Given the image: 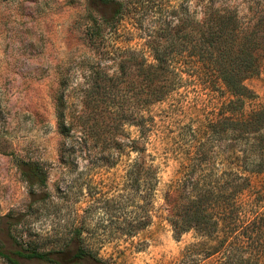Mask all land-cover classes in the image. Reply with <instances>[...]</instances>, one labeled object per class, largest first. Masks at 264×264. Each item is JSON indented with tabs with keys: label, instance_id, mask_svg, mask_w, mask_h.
Masks as SVG:
<instances>
[{
	"label": "rangeland",
	"instance_id": "rangeland-1",
	"mask_svg": "<svg viewBox=\"0 0 264 264\" xmlns=\"http://www.w3.org/2000/svg\"><path fill=\"white\" fill-rule=\"evenodd\" d=\"M198 1H187L191 11ZM144 3L134 15L143 37L158 25L160 10L181 12L186 6V0ZM100 10L98 0H0V245L9 252L62 250L67 260L80 247L92 248L108 264H214L224 227L234 226L227 218V192L211 209L220 222L211 238H198L193 231L176 238L166 219V193L171 192L172 201L178 199L170 185L191 162L187 157L196 156L190 141L195 144L197 137L205 139L211 132L209 121L228 94L208 86L201 76L185 73L187 84L151 107L155 129L147 152L160 166L159 183L153 197L138 196L127 176L138 153L107 137L89 138L77 119L84 115L90 64L99 61L111 65L110 71L116 68L88 35L90 18H97ZM128 27V41L119 37L117 42L122 48L143 40L131 35L130 23ZM246 84L255 94L246 101L250 113L264 102V69ZM100 132L106 136V130ZM125 132L137 134L134 125ZM213 146L202 182L206 185L227 182L241 163L240 152L227 141L217 139ZM247 168L251 174L253 166ZM251 183L252 191L237 197L244 205L237 224L264 228V173L252 175ZM147 186L141 183L142 193ZM139 213L145 220L151 215V222L134 236L123 234ZM246 257L249 264H264V249H248ZM20 261L56 264L24 257ZM74 261L69 264H103L99 259ZM0 264L10 263L0 256Z\"/></svg>",
	"mask_w": 264,
	"mask_h": 264
},
{
	"label": "trees",
	"instance_id": "trees-1",
	"mask_svg": "<svg viewBox=\"0 0 264 264\" xmlns=\"http://www.w3.org/2000/svg\"><path fill=\"white\" fill-rule=\"evenodd\" d=\"M145 1L152 0H98L100 14L90 18L88 35L102 48L105 58L113 59L116 68L110 71L111 65L99 61L90 64L89 83L82 98L84 115L77 119L89 138L98 141L107 137L122 149L138 153L127 176L135 182L138 196L153 197L160 166L156 156L147 152L155 129L151 107L185 86V73L201 76L208 86L228 94L215 118L209 121L211 132L205 139L197 137L195 144L194 139L190 141L196 156L187 157L191 162L179 170L180 176L170 185L178 199L172 201L171 192L166 193V219L176 238L189 231L198 238H211L220 230L219 219L214 218L211 209L227 192L226 197L223 195L228 198L227 218L234 226L224 227V236L215 246L219 256L213 262L249 264L246 251L264 249V228L237 224L244 206L237 197L245 190L252 191V175L264 173V102L250 113L246 109V101L255 96L246 81L264 69V0L220 6L214 0H200L192 11L186 0L181 12L160 10L158 25L143 37L134 15ZM129 23L134 29L131 35L143 40L135 47L122 48L117 42L122 37L128 41ZM132 125L136 127L135 137L125 132ZM101 129L107 131L106 136ZM217 139L227 141L240 152V167L225 183L202 184ZM250 165L251 174L247 173ZM197 169L201 170L199 175ZM144 181L148 185L146 193L140 190ZM142 217L140 213L133 217L132 225L123 234L134 236L151 222V215L146 220ZM97 255L98 250L80 247L67 260L62 250L20 248L9 252L0 245V256L10 264H23V257L56 264H69L76 259H99L108 264ZM182 264L191 262L185 260Z\"/></svg>",
	"mask_w": 264,
	"mask_h": 264
}]
</instances>
